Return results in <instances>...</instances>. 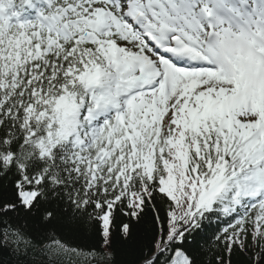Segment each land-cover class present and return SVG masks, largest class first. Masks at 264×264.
Segmentation results:
<instances>
[{
  "label": "snow or ice",
  "instance_id": "snow-or-ice-1",
  "mask_svg": "<svg viewBox=\"0 0 264 264\" xmlns=\"http://www.w3.org/2000/svg\"><path fill=\"white\" fill-rule=\"evenodd\" d=\"M149 213L134 264H264V0H0V248L118 264Z\"/></svg>",
  "mask_w": 264,
  "mask_h": 264
},
{
  "label": "trees",
  "instance_id": "trees-1",
  "mask_svg": "<svg viewBox=\"0 0 264 264\" xmlns=\"http://www.w3.org/2000/svg\"><path fill=\"white\" fill-rule=\"evenodd\" d=\"M126 220V217L121 216L117 221L114 248L118 264H134L141 249L148 243L151 236L152 216L150 213L145 216L143 222H133V234L129 239L124 240L120 237L118 225L121 221ZM24 223L28 231L33 235H39L54 230L55 234H58L60 238L67 241L70 245H78L84 248L85 251V246L94 242L96 229L98 227L95 220L77 216L73 214L71 210H58L57 221L52 225L42 223L38 214L25 218ZM221 223L222 222L216 220L211 221L206 235L212 237L213 232L216 231L218 226L223 227ZM216 243L214 239H210L204 246L203 252H208L209 249L214 248ZM38 251L39 250L34 253V256H38ZM216 251H219V249H216ZM91 259V257L83 254H70L64 258L65 264H90ZM231 259L232 264H248L246 257L239 252L235 253ZM0 264H16V259L11 255L8 248H0ZM30 264H41V262L39 259H34ZM104 264H107V262H104Z\"/></svg>",
  "mask_w": 264,
  "mask_h": 264
}]
</instances>
